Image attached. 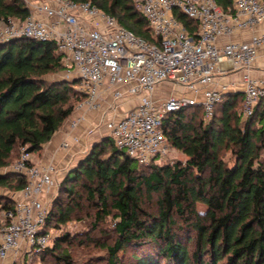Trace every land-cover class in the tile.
I'll return each mask as SVG.
<instances>
[{
  "label": "trees",
  "instance_id": "16d2710c",
  "mask_svg": "<svg viewBox=\"0 0 264 264\" xmlns=\"http://www.w3.org/2000/svg\"><path fill=\"white\" fill-rule=\"evenodd\" d=\"M85 1L156 42L131 0ZM215 1L223 9L231 4ZM28 13L24 0H0L2 21L22 20ZM173 15L195 35L197 20L178 8ZM63 58L51 41L19 37L0 43V188L15 191L25 185V175L11 167L19 148L39 152L85 96L76 88L77 77H51L64 69ZM242 101V91H226L208 118L200 105L163 117L168 143L184 160L139 163L109 135L100 137L64 173L44 229L68 222L83 195L96 207L92 228L107 217L113 222L112 242L100 244L108 264H119L127 249L132 250L130 264H161L162 259L171 264H264V101L249 116L242 113ZM227 151L231 165L224 159ZM144 194L149 199L156 194L155 213L144 206ZM0 203L9 209L14 199L0 194ZM197 203L204 204L203 212ZM188 229L194 233L186 237L192 249L177 233ZM71 238L64 233L42 252L54 257L52 264H77L61 245Z\"/></svg>",
  "mask_w": 264,
  "mask_h": 264
},
{
  "label": "built area",
  "instance_id": "2783aa9c",
  "mask_svg": "<svg viewBox=\"0 0 264 264\" xmlns=\"http://www.w3.org/2000/svg\"><path fill=\"white\" fill-rule=\"evenodd\" d=\"M131 1L156 42L135 34L89 1L24 0L29 9L24 19L0 20V43L19 37L51 41L67 55V72L75 71L76 88L85 95L77 105L82 111L69 121L70 129L83 120L84 111L100 110L106 95L111 109L136 98V105L121 115L106 116L105 111L102 116L115 145L139 163L149 164L170 151L161 125L167 113L200 105L204 117H210L229 91L227 83L211 86L217 75L226 69L248 70L254 64L264 33H254L247 41L220 39L264 22V0H231L226 9L215 0ZM174 8L197 20L194 36L173 15ZM164 82L182 89L156 97L155 90ZM242 92V113L249 116L258 101H264V79L245 73ZM11 167L25 175L26 183L13 207L3 211L0 264H6L10 254L16 257L18 250L24 252L23 264H33L32 258L51 239L44 229L48 209L43 196L57 184L56 169L53 164L34 163L24 146Z\"/></svg>",
  "mask_w": 264,
  "mask_h": 264
},
{
  "label": "rangeland",
  "instance_id": "374dc122",
  "mask_svg": "<svg viewBox=\"0 0 264 264\" xmlns=\"http://www.w3.org/2000/svg\"><path fill=\"white\" fill-rule=\"evenodd\" d=\"M63 61L65 65L64 69L60 72H57L56 74L51 75V77H55V78L64 77L68 80L75 79L76 73L74 70H72L71 72H67V68H66V63L68 62L67 55H64ZM169 93H171L169 92V89H165V90L163 89V91L160 92L159 96H161L162 98L168 95ZM77 105L74 109L75 113L73 112L72 115L67 117L65 119L66 121L69 122L79 111H82V109L80 107H77ZM87 111H92V110H87ZM87 111L83 112L84 117ZM99 111L102 112L101 110ZM196 112L198 116H201V111L199 109H196ZM102 115L103 114H101V117H100L101 121H99V123H97L93 127L91 133L86 138H84L86 141V144H85V149L82 152L83 156L88 152V150L90 149V147L92 146L95 140L100 139V137H102L103 135H108L107 129L105 128V125H104L105 118ZM65 120L63 121V123L65 122ZM224 159L227 161L229 165L232 164V158L230 157V153L228 151L224 153ZM155 160H156L155 163H160V164L171 163L175 160H184V155L181 154L176 149L171 147L170 151L164 157L160 158V156H157ZM64 173L60 174V176L57 177L58 178L56 179L57 184L50 191L48 195L49 197L45 199V201H47V204H46L47 209H50L51 207L52 198L57 193L58 183L61 181ZM145 195L146 194H144V206L148 208L150 212L155 213L156 211H155L154 203L156 200V194H152L150 199L146 198ZM79 202H80L79 208H77L74 211L72 218L68 222L60 224L59 226H53V222H52L51 225H49V227L46 228L51 237L50 242L47 247L49 248L52 247L55 239L58 236H61L64 233H67L70 236H72L71 238L72 240L69 243H62L61 245L70 251V254L73 257V260L75 261V263L77 264H108L106 260L107 254L104 248L100 244L104 242H108V243L112 242V239L114 237V232L112 230L113 222L110 219V217H107L101 222H99L96 228H92L91 221L93 220V214L96 210V207L93 204V202H89L88 200H86L83 195H81ZM196 208L200 212H203L205 210V206L203 203H197ZM176 222H177V225H181L182 223L180 218L178 217H176ZM2 223L3 222L0 223V227L2 226ZM182 230L177 232L179 234L178 235L179 238L183 240V242L187 245L189 249H192L193 241L192 239L188 241V238L186 237L193 236L194 233L190 231L189 229L186 231H182ZM139 251L142 252L143 250H139ZM131 252H132L131 249H127L125 252V255L120 257L119 264H130ZM45 254L46 252H42L41 254L35 255L32 258V263L33 264H52L54 262V257L50 254L48 255H45ZM23 255H24V252L22 250H18L16 257L10 254L9 257L6 259V264H23L24 263ZM161 264H171V263L162 259ZM219 264H224V263H219Z\"/></svg>",
  "mask_w": 264,
  "mask_h": 264
},
{
  "label": "crops",
  "instance_id": "0c3cea01",
  "mask_svg": "<svg viewBox=\"0 0 264 264\" xmlns=\"http://www.w3.org/2000/svg\"><path fill=\"white\" fill-rule=\"evenodd\" d=\"M254 33H264V22L253 29L235 32L228 38L223 37L220 39V42H224L228 39L232 41H247ZM223 66H225V64H223ZM245 73H248L251 78L264 79V44L258 48L255 62L248 70L226 69L221 71L211 86L216 87L221 83H227L229 85V91H242ZM163 89H169V92H179L182 88L169 82H164L157 87L154 95L156 97H161L159 94ZM110 99V95H106L105 101H103V107L100 109L102 112L99 110L87 111L84 119L73 130L69 128V122L65 120L63 125L43 144L39 152L30 153L31 160L36 164H53L56 169L54 177L58 179L57 177L60 176V174L66 172L69 167L75 165L80 158L83 157L82 152L86 144L84 138H86L91 133L93 127L101 121V114L107 111L106 116L121 115L125 110L135 106L137 103L136 98L130 97L120 101L114 109H111L107 106L111 102ZM63 141H67V147L62 146ZM53 187L50 188V191ZM50 191L43 196L45 199L49 197ZM0 194L14 199L19 195V192L18 190L10 191L6 188H0ZM1 206L0 203V223L4 220V209H2Z\"/></svg>",
  "mask_w": 264,
  "mask_h": 264
}]
</instances>
